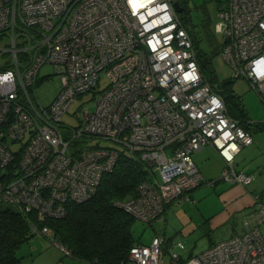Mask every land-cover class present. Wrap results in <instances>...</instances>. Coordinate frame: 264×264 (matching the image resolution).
Wrapping results in <instances>:
<instances>
[{
    "label": "built area",
    "instance_id": "obj_1",
    "mask_svg": "<svg viewBox=\"0 0 264 264\" xmlns=\"http://www.w3.org/2000/svg\"><path fill=\"white\" fill-rule=\"evenodd\" d=\"M175 1L0 0V206L34 211L40 220L61 217L67 201L95 193L121 149L138 152L149 177L135 196L115 204L143 223L191 201L202 183L214 185L191 157L205 145L226 163L218 180L251 183L253 174L234 166L235 155L252 142L250 132L202 75ZM218 16L232 77L247 79L264 102V0H227ZM45 63L54 65L60 89L43 106L34 88ZM103 72L108 82L99 88ZM90 92L78 124L63 126L76 98ZM92 138L97 142L89 145ZM255 198L242 233L195 255L169 252L167 264H264V200ZM32 230L51 235L46 226ZM166 243L157 233L148 244L133 245L122 264H165Z\"/></svg>",
    "mask_w": 264,
    "mask_h": 264
},
{
    "label": "trees",
    "instance_id": "obj_2",
    "mask_svg": "<svg viewBox=\"0 0 264 264\" xmlns=\"http://www.w3.org/2000/svg\"><path fill=\"white\" fill-rule=\"evenodd\" d=\"M176 1L182 6L178 15L191 38L198 67L205 80L223 98L229 114L242 127L248 131L251 128L264 130V121L249 122L240 99L229 88V81L219 91L213 85L210 54L201 46L204 36L212 45V53L217 50L209 23L205 18L200 23L201 31H197L189 15L191 6L186 4V0ZM148 177V169L140 160L139 153L121 149L114 168L102 175L95 193L80 203L67 201L61 217L40 220L34 211L21 213L7 205L0 208V264H18V249L35 234L32 225L38 229L48 227L51 230L49 240L64 246L69 255L101 264H122L133 245L145 243L133 235L136 218L118 207L115 201L135 196L138 185Z\"/></svg>",
    "mask_w": 264,
    "mask_h": 264
},
{
    "label": "rangeland",
    "instance_id": "obj_3",
    "mask_svg": "<svg viewBox=\"0 0 264 264\" xmlns=\"http://www.w3.org/2000/svg\"><path fill=\"white\" fill-rule=\"evenodd\" d=\"M226 1L227 0H192L191 9L189 11L191 22L194 24L193 26L197 31H201L200 23L205 18L209 23L212 32V39L217 50L216 52L212 53V45L208 43L204 36L201 38V46L208 54H210V69L212 71L211 76L213 85L217 87L219 91L220 89L222 90L224 85H226V82L229 81L230 90L240 99L239 101H241L246 114L255 122L264 121V102H262L261 97L250 86L247 79L243 77H232L233 70L224 60L222 55V48L225 40L224 32L223 30L221 32H217L216 24L220 20L218 15L221 9L224 7ZM107 82L108 79L106 75L104 72L101 73L99 88H103ZM34 89L37 100L43 106L48 105L58 94L60 89V76L56 72L53 64L45 63L39 68V81L35 85ZM92 96L93 92H90L79 98H76L68 112L62 116L63 126L71 128L72 126H76L78 124L77 113L79 112V107L81 105L91 103L93 100ZM63 130L68 131V129L64 128ZM250 133L254 135L259 132L257 129L251 128ZM87 141L89 145H93L97 142V140L93 138L88 139ZM98 142L102 146H114L118 148L122 147L121 145L112 141L100 140ZM207 146L208 145H205L200 153L207 149L210 150L211 147L208 148ZM13 148H17V146H13ZM199 164L200 163H196L197 166ZM215 164L216 163L214 160L210 161L209 164H206V169L204 172V179L206 181L219 177L217 175H213L215 171L213 166H215ZM218 184L219 182L216 183V186ZM194 190L193 198L191 201H189V204L180 202V205L176 207V210H178L177 215L175 214L177 216L176 221L178 222V219L179 222L180 220L184 221L185 228L179 232H176L173 237L175 238L174 243L182 242L185 244L186 249L183 250L184 253L188 250H191L193 253L197 254L205 250L212 242L220 241L228 237L229 233L232 234L233 232H237L239 226H236L234 223L233 225L227 226L225 228H220L213 231L210 230L208 224L202 218L204 216L201 215V210L199 207L203 206L205 209H208V211H214L217 205L216 197L219 188L202 183ZM6 205V203H2L0 208H5ZM155 227L159 228L158 225H155ZM260 229L264 231V223L260 224ZM151 231L152 226L150 224L142 223L137 219L134 220L132 232L135 238L145 240L148 238ZM173 252L179 253V247H177V245H175ZM17 254H22V246L17 251ZM167 259L168 254L166 252L165 260L167 261Z\"/></svg>",
    "mask_w": 264,
    "mask_h": 264
},
{
    "label": "crops",
    "instance_id": "obj_4",
    "mask_svg": "<svg viewBox=\"0 0 264 264\" xmlns=\"http://www.w3.org/2000/svg\"><path fill=\"white\" fill-rule=\"evenodd\" d=\"M247 117L249 122H253L248 115ZM258 132L259 133L254 135L250 133L252 142L243 146L234 158V166L236 169L253 174L251 183L247 185H238L221 179L218 180L219 177H217L215 179L217 181L212 186L219 188L216 197L217 205L214 211H208V209H205L203 206L199 207L201 215L204 216L202 217L203 220L206 221L209 229L212 231L231 226L234 223L236 226H239L238 231H231L233 233H229L228 237L236 233L240 234V232L242 233L244 231L243 219L249 212L256 208L257 200L255 196L259 195L260 200H264V131L258 130ZM207 147H211L210 150L207 149L200 153L204 148L203 146L200 150L193 152L191 155L195 165L196 163H200L198 165L199 168L197 165L196 166L203 179L205 178L204 172L206 164H209L210 161L214 160L216 163L215 166H213L215 169L213 173L214 176H220L222 170L226 167V163L218 151L211 145H208ZM218 182L219 184L216 186V183ZM194 192L193 190L190 192L191 198H193ZM189 201L190 200H184L182 202L189 204ZM178 205L180 204L169 206L162 218L157 219L150 224L152 226V231L148 238L140 240L142 243L147 244L155 234L160 233L164 235L167 239L164 254L165 264L168 262V259L167 261L165 260L166 252L169 255V252L174 251L176 245V243H174L175 238L173 235L185 228L184 221L180 220L181 223L179 222V219L178 222L176 221L178 211L176 210V207H178ZM155 225H158L159 228L155 227ZM214 243L216 242H212L211 244ZM21 246L22 254H17L20 257L18 264H101L96 260L80 258L74 255H66L55 244H53L47 236L41 234H33L26 242L22 243ZM185 249L186 246L183 249H179V253L182 257L196 254L191 250L184 253L183 250Z\"/></svg>",
    "mask_w": 264,
    "mask_h": 264
},
{
    "label": "water",
    "instance_id": "obj_5",
    "mask_svg": "<svg viewBox=\"0 0 264 264\" xmlns=\"http://www.w3.org/2000/svg\"><path fill=\"white\" fill-rule=\"evenodd\" d=\"M173 6H174V9H175V11H176L177 13H180V12L182 11V6L179 4L178 1H175V2L173 3Z\"/></svg>",
    "mask_w": 264,
    "mask_h": 264
},
{
    "label": "clouds",
    "instance_id": "obj_6",
    "mask_svg": "<svg viewBox=\"0 0 264 264\" xmlns=\"http://www.w3.org/2000/svg\"><path fill=\"white\" fill-rule=\"evenodd\" d=\"M11 74H9V76H10ZM8 77H4V79H7Z\"/></svg>",
    "mask_w": 264,
    "mask_h": 264
}]
</instances>
